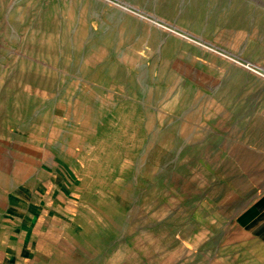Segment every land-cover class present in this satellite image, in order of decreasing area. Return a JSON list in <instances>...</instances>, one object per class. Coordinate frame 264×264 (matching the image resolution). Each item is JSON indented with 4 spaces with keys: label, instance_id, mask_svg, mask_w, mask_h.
Returning <instances> with one entry per match:
<instances>
[{
    "label": "rangeland",
    "instance_id": "obj_1",
    "mask_svg": "<svg viewBox=\"0 0 264 264\" xmlns=\"http://www.w3.org/2000/svg\"><path fill=\"white\" fill-rule=\"evenodd\" d=\"M38 152L105 173L91 229L57 215L75 241L264 264L234 221L264 193V0H0V161L21 174ZM146 154L157 173L133 184L119 160Z\"/></svg>",
    "mask_w": 264,
    "mask_h": 264
},
{
    "label": "crops",
    "instance_id": "obj_2",
    "mask_svg": "<svg viewBox=\"0 0 264 264\" xmlns=\"http://www.w3.org/2000/svg\"><path fill=\"white\" fill-rule=\"evenodd\" d=\"M127 159L130 160L127 163L124 159L119 162L127 164L133 184L148 178L153 180L157 170L151 164L152 158L146 154ZM57 160L50 158L46 161L44 154L38 152L36 157L26 159L24 173L21 174L14 173L12 161H0V264H132V261L140 264L139 249L136 251L133 245V251H126L130 247L125 241L71 239L70 232H74L68 226L73 219L77 220V216L68 222L67 217L59 219L57 215L84 213L87 215L84 229H91V215L108 212L103 201L108 194L102 185L95 186L97 182L102 183L105 173H93L92 166L82 175L78 173V160L69 161L74 162L69 164L70 172L74 174L68 179L67 172L62 170L63 163ZM96 162L95 165H105L104 161ZM169 164L165 162L163 165L165 175ZM159 173H162L161 169ZM80 179L85 183L83 190L77 188L81 184ZM52 187H58V190L49 191ZM133 187L140 190V185ZM252 191L250 187L247 194ZM125 196L122 195L123 198ZM132 197L140 198V195L133 193ZM97 198H100V205ZM57 220L62 224L58 225ZM234 221L238 228L264 241V193L240 210ZM131 254L134 260L129 258Z\"/></svg>",
    "mask_w": 264,
    "mask_h": 264
}]
</instances>
